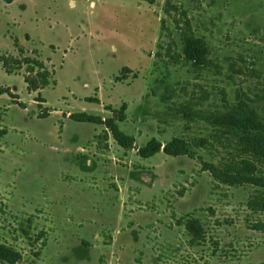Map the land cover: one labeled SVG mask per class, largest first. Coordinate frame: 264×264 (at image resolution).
<instances>
[{
	"label": "rangeland",
	"instance_id": "rangeland-1",
	"mask_svg": "<svg viewBox=\"0 0 264 264\" xmlns=\"http://www.w3.org/2000/svg\"><path fill=\"white\" fill-rule=\"evenodd\" d=\"M18 1L0 42L14 70L0 67V242L16 255L0 264H264V210L247 205L258 188L204 169L242 154L209 119L264 122V0ZM184 35L205 44L204 64ZM36 64L54 86L27 90ZM80 111L133 142L67 117ZM152 136L203 145L140 157Z\"/></svg>",
	"mask_w": 264,
	"mask_h": 264
},
{
	"label": "trees",
	"instance_id": "trees-1",
	"mask_svg": "<svg viewBox=\"0 0 264 264\" xmlns=\"http://www.w3.org/2000/svg\"><path fill=\"white\" fill-rule=\"evenodd\" d=\"M153 3L154 0H145ZM183 53L185 57L195 65L204 64L207 60L206 47L199 37H183ZM1 66L6 73H13L10 62L0 60ZM27 63V61H26ZM37 63V62H36ZM38 69L31 77L23 76L27 85V90H41L45 86H54L56 81L53 72L43 68L41 64H36ZM14 67V66H13ZM125 70L129 68L123 67ZM32 71V70H31ZM9 89L0 88V93H9ZM87 101H97L96 97L88 96ZM43 101V100H42ZM69 118L79 122H91L103 124L110 132L112 137L122 146L130 145L134 138L119 129L112 118L102 119L100 116L93 115L84 111L71 112ZM210 123L221 128L224 132L233 136L237 143V148L241 151L238 159L226 162L223 165L206 164L213 178L228 185L250 184L258 188L259 193L247 201L249 208L255 206L264 210V122L260 116L253 112L234 111L221 113L209 119ZM203 145V139L198 138L188 141L182 136H174L165 142H160L155 136L150 137L142 146L137 148L140 157H149L159 151L164 154L177 156H193L192 147ZM189 231H195V223L186 224ZM16 252L8 245L0 242V259L11 260Z\"/></svg>",
	"mask_w": 264,
	"mask_h": 264
},
{
	"label": "crops",
	"instance_id": "crops-1",
	"mask_svg": "<svg viewBox=\"0 0 264 264\" xmlns=\"http://www.w3.org/2000/svg\"><path fill=\"white\" fill-rule=\"evenodd\" d=\"M27 4H29V0L27 1ZM150 4H153V3H150ZM14 5L19 7L17 12H14V8H13ZM24 7H26V4L25 3H19L18 0H0V31H1V33H0V42L1 41H6V42L9 41V42H11L12 37L9 34V29H8L9 23L10 22L11 23L12 22L15 23V22H17V20L19 18H21V11L24 9ZM19 43L22 44L21 42H19ZM0 67L3 70L2 66H1V63H0ZM8 74H11V73H8ZM25 85H26V83H25ZM6 87H8V86H6ZM9 90H10V88H9Z\"/></svg>",
	"mask_w": 264,
	"mask_h": 264
}]
</instances>
